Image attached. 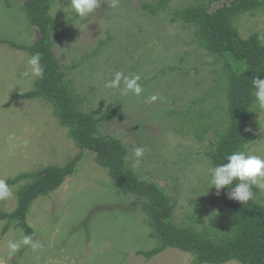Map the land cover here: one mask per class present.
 Instances as JSON below:
<instances>
[{
  "label": "rangeland",
  "instance_id": "374dc122",
  "mask_svg": "<svg viewBox=\"0 0 264 264\" xmlns=\"http://www.w3.org/2000/svg\"><path fill=\"white\" fill-rule=\"evenodd\" d=\"M155 1L118 0L117 7L108 8L110 0H105L85 19V27L62 9L67 0H51L49 13L61 17L52 50L63 67L75 65L67 70V78L76 94L85 98L82 111L99 117L108 109L116 110L102 133L118 138L128 149V165L135 174L144 179L150 174L172 199V224L197 230L225 227L228 202L221 191L217 195L215 188L208 190L206 172L215 128L198 138L193 125L196 110L218 105L212 120L222 116L225 80L222 73L218 75L220 63L197 47L192 26L170 23V13L197 0H168L165 12L152 16L141 5ZM21 4L22 0H0V39L29 46L36 31ZM222 5L221 1L213 4L212 11ZM234 24L241 38L257 33L264 44V8L254 16H239ZM29 57L25 50L0 44V178L5 180L45 166H63L80 153L53 116L52 107L40 98L17 99L4 107L12 95L33 89L36 77L22 75ZM117 71L139 74L143 94H125L123 83L120 88L108 87ZM208 93L211 97L200 106L191 104ZM153 94L161 100L150 104L146 98ZM209 122L210 118L205 121ZM252 127L256 137L245 152L264 154V110L259 108ZM138 147L146 151L137 166ZM23 184L11 186L14 196L0 201L1 211L15 208V192ZM260 194L264 209V191ZM140 202L139 196L118 191L93 154L83 151L74 173L30 206L26 221L31 236L42 243L40 249L25 247L9 255L8 242L26 234L13 226L3 233L5 221H0V264H192L190 253L175 248L150 259L138 254L157 245Z\"/></svg>",
  "mask_w": 264,
  "mask_h": 264
},
{
  "label": "trees",
  "instance_id": "16d2710c",
  "mask_svg": "<svg viewBox=\"0 0 264 264\" xmlns=\"http://www.w3.org/2000/svg\"><path fill=\"white\" fill-rule=\"evenodd\" d=\"M167 1L142 3L141 7L156 16L165 12ZM220 1L223 5L212 11V5ZM50 4L51 0H22L21 9L36 31V39L31 45L0 39V44L25 50L30 56L39 55L45 68L43 78H36L32 90L12 95L4 107H9L17 99L40 98L52 107L53 116L60 126L67 129L68 137L80 153L63 166H45L6 180L10 186L20 181L24 184L15 192V208L10 212L0 210V221H5L3 233L13 226L22 229L26 235H32L33 230L26 221L32 202L58 189L74 173L82 152L87 150L107 171L118 191L141 198L140 208L147 215L151 229L149 235L157 245L138 254L150 259L166 248H175L190 253L192 264H224L231 260L240 264H264V209L259 204L260 189L254 187L256 198L246 205L229 199V189L220 190L228 202L229 221L225 227L204 226L197 230L192 226L172 224L175 207L172 199L153 182L150 174L147 179L135 174L128 165V149L118 138L102 133L103 126L113 119L116 110L108 109L99 117L81 110L85 98L76 94L73 83L67 78V70L75 65L63 67L52 50L53 34L61 17L49 13ZM263 8L264 0H229L228 3L227 0H197L195 4L169 15L170 23L192 26L197 47L212 56L215 63H220L218 75L222 73L224 76L225 108L220 112L222 116L212 120L213 110L218 107L213 105L205 111L196 110L193 118L198 138L210 128H215L216 142L207 154L213 165L225 163L226 157L234 151H245L256 137L252 120L259 107L252 79L257 76L264 79V44L257 33L241 38L234 22L244 14L254 16ZM209 97L208 93L191 104L200 106ZM176 114L183 115L180 112ZM208 118L210 122L205 123Z\"/></svg>",
  "mask_w": 264,
  "mask_h": 264
},
{
  "label": "clouds",
  "instance_id": "9594fccd",
  "mask_svg": "<svg viewBox=\"0 0 264 264\" xmlns=\"http://www.w3.org/2000/svg\"><path fill=\"white\" fill-rule=\"evenodd\" d=\"M67 3L68 6L63 8L60 3V7L69 10L82 26L87 27L88 24L84 23L85 19L93 16L101 5L105 3V0H67ZM106 4L108 8H115L118 0H110ZM44 72L45 68L41 63V58L39 55H33L27 59V69L22 75L24 77L43 78ZM140 81L141 76L139 74L130 73L125 75L123 72L117 71L113 79L109 81L108 87L120 88L123 83L125 94L131 93L140 97L144 92ZM252 85L255 89L256 104L261 110H264V79H260L257 76L252 79ZM159 100H161V97L155 94L146 98V101L150 104H155ZM246 131H250V129H246ZM145 151L143 147L135 149L137 166L140 163L139 158L144 156ZM206 172L210 185L208 190L215 188L216 194L219 195L221 189H229L227 192L228 198L244 205L249 201L255 200L254 187L264 191V154H249L245 151L237 150L226 157L225 163L213 165L211 161H208ZM13 196L14 193L11 186L5 179L0 178V201L9 200ZM25 247L35 251L42 247V243L39 240H35L31 235H23L18 240H10L8 242V254L13 255Z\"/></svg>",
  "mask_w": 264,
  "mask_h": 264
}]
</instances>
